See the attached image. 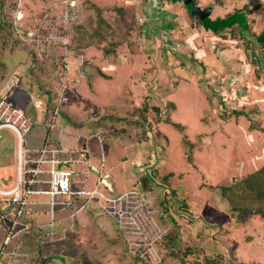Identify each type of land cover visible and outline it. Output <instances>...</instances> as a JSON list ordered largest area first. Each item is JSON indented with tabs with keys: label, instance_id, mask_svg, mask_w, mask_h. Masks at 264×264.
<instances>
[{
	"label": "rangeland",
	"instance_id": "374dc122",
	"mask_svg": "<svg viewBox=\"0 0 264 264\" xmlns=\"http://www.w3.org/2000/svg\"><path fill=\"white\" fill-rule=\"evenodd\" d=\"M70 1L0 0V92L13 76L21 74L22 79L27 76L34 77L32 74L34 72L30 70V67L34 68L44 64L46 60H52L55 68L63 67V63H68L69 70L84 62L90 63L92 72L88 77H83L78 73L73 74L76 81L71 83V88L67 79L68 87L63 97H60V86L56 84V97L52 103H58L54 107L59 110L61 109L60 104L63 106L65 103L69 106L71 103H76L84 119L97 117L102 108L105 109V115L113 119L109 120L112 124H117L119 131V133L109 132L103 129L105 125L101 124L104 137L107 139L104 144H110L113 148L116 156L115 162L128 159L136 146L131 143V140L129 141L130 132H122L120 129L126 128L127 130V126L133 125L126 119L130 121L139 119L142 126L141 124L133 126L138 128V132L144 130L142 133L144 138L140 142L149 143L151 149L147 150L151 155L147 159L140 154L137 158L139 162L130 165L133 170L131 174L133 182L130 181V174L124 170V176H119L120 183L115 185V191L122 193L138 185L143 187L142 178L150 174L151 187L147 184L143 185L147 190L146 194L153 195L150 197L152 208L150 206L144 210L141 223L144 219H149L151 231L149 235H146L143 229L139 230L144 236L141 235L140 239H134L135 243L131 245L125 244V252L128 255L124 254L123 258H117L119 251L117 246L103 250L106 238L102 230L96 228L90 233L97 236L91 246L94 249L100 247L102 252H95L90 248V244L80 241L75 244H64V247L58 248L59 254L52 255L51 261L56 264H264V232L260 225V221L264 219L263 215H250L247 210L242 211L246 205H249L251 209L262 207L264 211V195H261L260 199L259 197L251 198V202L245 205L243 200L228 204L225 209L227 213L224 212V206L216 203L218 198H215L220 187L232 181L235 182V179L240 180L241 177H237L239 159L248 162L246 167L253 169L246 150L254 153L255 148L260 149L261 142H257L260 138L253 140L260 132L256 127H262L260 130L264 134V61L261 60L260 46H254L250 50L248 68L236 71V73L241 72L238 79L236 76L228 82L222 79L218 86L216 84L218 82L211 83V79L208 81L206 77H204L205 86L201 85L198 79L202 78V70L198 71L199 74L192 73L193 76L188 77L190 79L187 80L179 75L175 76L170 64L166 67L167 63L161 62H157V65L161 67V71H164L163 75L159 73L158 68L153 69L154 75L151 76L150 83H146L144 79L139 82L137 77L139 74H127L126 69L128 70L129 65L127 57L118 61L125 64L124 69L123 65H117L115 59H118V56H113L109 58L111 62L108 61V64L112 63L115 67L113 71H107L112 76V81H110L97 71L106 72L104 68L108 69V64L107 66L103 64V69H101V63L94 62L95 60L103 62L106 56H112L111 53L108 55L105 51L107 48H111L114 53L118 48L121 50L119 44L134 35L133 30H137L139 20L137 18L138 2L96 5L89 0H72L73 3L70 5ZM66 10L68 14L64 13ZM36 29L43 32L42 37L45 40H41L40 37L35 39L38 44L30 36ZM15 35L23 44L16 41ZM164 38L161 35V44H165L167 40L166 44L162 45L164 50L161 46L159 48L161 52L156 53L154 49H151L152 65L156 64V57L166 58L165 52L168 50L166 47L172 50L177 48V43L170 42L167 34ZM77 41L94 43L99 50L93 47L95 50L92 48L81 52L74 51L72 44ZM60 43H66L67 48ZM132 47L138 48L134 45ZM46 49L49 51L46 52ZM123 49L127 51L126 48ZM52 66L53 64L46 63L45 72L42 74L37 73L35 69L38 74L36 77L51 80L53 69H55H52ZM152 68L154 67H151V71ZM66 71H68L67 68ZM68 74L69 71L66 75ZM139 85L142 87L140 91L137 90ZM19 86L15 90L25 92L26 89ZM78 88L82 89L78 91ZM71 89L79 94L80 100L78 98L76 102L74 101L72 97L78 94L73 95V91L69 92ZM26 94L28 99L32 95L27 91ZM68 95L72 96L69 98L70 102L65 97ZM149 96L151 98L150 112L145 121L139 116L135 119L127 113L139 104L136 98L143 100ZM49 110H51L50 106L45 112ZM116 110L119 116H116ZM213 117L214 121L210 119ZM93 129L91 126L92 132H94ZM27 134L24 135V140L28 137ZM146 138H150L151 143ZM184 140H187L192 147ZM262 140L264 141V135H262ZM251 143L253 144L252 149L249 147ZM89 145L91 152L95 153L94 147L99 151L97 141L94 139ZM23 148L26 149L25 146ZM17 152L18 138L15 132L7 127L0 128V189H10L16 182ZM188 155H191V160L187 159ZM26 156L30 154L25 153V158ZM92 160L96 162L97 159ZM129 162L127 161L125 165ZM152 166L156 169L153 170ZM261 167L254 172L256 175L262 170ZM164 177L170 179L171 185L177 184L179 187L186 185L188 190L194 191L198 190L201 180L205 181L209 197L208 206L206 205L204 211L189 210L185 205L187 201L185 202V197L182 196L180 190L170 185L166 187V191H163L160 181ZM253 180L250 179V181ZM153 182L155 183L152 184ZM211 185L216 188L211 187L210 189ZM172 188L176 192H174V197L168 192ZM191 190L188 196H191ZM167 192L170 196L166 194ZM195 197L193 201L196 200ZM228 198L231 202L234 200L229 193L226 196V199ZM160 200H164L162 206L159 203ZM222 200L224 201L223 198ZM212 210L219 212H217L218 218L213 216ZM231 214L235 217L233 222L230 216L227 219V215ZM236 216L244 224L238 228L242 232L233 237L232 233L228 235L230 233L228 228L239 225L240 222ZM217 220L219 221L216 222ZM141 223L130 225L129 235L131 237L139 235L136 233L138 231L136 227L141 226ZM1 235L0 231V237ZM244 237L253 241L254 252H249L251 254L248 259L240 260L235 257L236 249L233 248L232 239L235 241L234 245H238V243H243ZM76 240L77 238L73 239V242ZM87 252H90V257L87 256ZM33 264L39 263L34 262Z\"/></svg>",
	"mask_w": 264,
	"mask_h": 264
},
{
	"label": "crops",
	"instance_id": "0c3cea01",
	"mask_svg": "<svg viewBox=\"0 0 264 264\" xmlns=\"http://www.w3.org/2000/svg\"><path fill=\"white\" fill-rule=\"evenodd\" d=\"M89 2L96 5L107 3L133 4L138 2L139 11L137 14V18H139V20L137 30H133L134 35L128 38L122 44H119L121 50L120 48H118L115 53L113 51H109L107 52V54L109 55L111 53L112 56H106L103 62L95 60L94 63H101V69H103L102 65L105 64L107 66L108 61L111 62V57L118 56V59H115L117 60V65H123L122 68L124 69L125 64L118 61H121L122 59L127 57V62L129 63L128 70L126 69L127 74H139L137 76L139 82L144 79L146 83H150L151 76L154 75V70L157 68L159 73L163 75L164 71H161V67L157 65V62L167 63L165 64L166 67L168 66V64H170V66L173 68L175 76L179 75L181 78H186L187 80L190 79L188 77L193 76L192 73L199 74L198 71L202 70V78L199 77L198 80L200 84L204 86V77H206V80L211 79V83L218 82L216 83L217 86L222 79H224L226 82L231 81L233 77L235 78L236 76L237 78L241 75V72L236 73V71H241L248 68L247 66L248 60H250V50L254 48V46L259 45L257 37L264 31V4L250 0H194V3L201 9L205 7L210 8L209 14L205 18H202L203 21H199L197 16H193L191 14V12L187 9L186 4H184L183 0H89ZM166 34L170 42H172L173 44L177 43V48L172 50L167 47L168 50H166L165 52L166 58L164 59V56H161L160 58L156 57V64L152 65L151 63L153 62H151V49H154V52L156 53L161 52L159 48H161L160 46L165 45L167 40H165V44H161L160 37L161 35H163L166 38ZM133 45L138 48L132 47ZM93 47L96 46L89 45L81 49L73 48V50L81 52L87 49H92ZM131 47L133 49H131ZM98 48H96V50H99ZM123 48H126L127 51ZM162 48V50H164V47ZM127 52H129L130 54L127 55ZM172 57H174V59ZM108 66V69L104 68L106 71L104 73L101 70L97 71L98 74H101L109 78L108 80L112 81V76L108 74L107 71H113L115 67L114 65H112V63H109ZM151 67H154L152 68V71ZM202 67H204V69H201ZM80 68L83 69L84 74L80 72ZM91 68V64L88 62H84L82 65H78L74 69L71 68L69 70V76L67 75L69 87L71 83L76 81V79L73 78V74L78 73L83 77H88L92 72ZM127 74L124 73V75ZM19 77L20 86L24 88V90H26L24 92L23 90H15V88H13L9 91V97L14 104L25 108L26 113L34 120L33 126L27 134L28 137H26V139L23 141V146H25L26 149L30 151V157H33L35 156L34 151L42 147L46 140L47 131L44 128V124L47 120V111L45 112V110L48 107L46 108L45 104H54L52 103V101L56 97L57 81L54 73H52L51 80H49L46 85L40 80V86L42 87V89L40 88V90H38L36 88L39 85L36 82H33L31 78L27 76V78L22 79L21 74H19ZM169 78L172 79L174 77L172 76V78ZM40 79L42 78L40 77ZM239 83H241V81ZM216 84L210 85L214 86ZM171 85L173 84L171 83ZM90 87L92 88L91 83ZM81 89L82 88H78V91ZM3 90L4 89H2V91ZM137 90H142L141 85L137 87ZM26 91L32 94L30 95V97L33 98V101L35 103L40 102V104H38V107L34 108L31 102L28 101ZM72 91L73 90L71 89L69 92ZM72 94L74 95L78 93L73 91ZM65 97L66 100H68L69 102L71 101V99H69L72 97L71 95ZM72 98L75 99V102L78 98L80 100L79 94L78 96L75 95ZM139 99L136 98V101H139V104L136 105L135 108H131L127 113L135 119L137 116H139V118L145 121L149 117L148 115L150 112L151 98L149 96L147 98H144L143 100ZM140 104L141 107H139ZM170 105L172 106V104ZM60 108V113L55 119V127L48 133H50V136L55 145L61 147L63 146L68 151L66 154H61L60 156L61 158L67 160L69 167L75 171L73 184L75 183V185L77 186L82 185L88 188L97 186L99 189L105 186L107 189H112L114 192H116L115 185L117 186L120 183L119 176H124V170H126L130 174V181L133 182V177L131 176V174H133V170H131L132 168H130V165H134V163L139 162V159L137 158L140 154H143V156H145L147 159H149V156L151 155L150 151H148L151 149L149 148V143H147V141V144H143L142 142H140V140L144 138L142 137V133H144V130L143 132H138V128L133 126L135 124H139V122H137L139 119L131 121L127 120L128 122H130V124L133 125L127 126V130L126 128L120 129V131L122 132H130L131 137L129 138V141L131 140V143L135 144L136 146L128 159H121L120 162H115L114 160L116 156L113 153V148L110 147V144H104L107 139H105L104 137L103 131L101 129V124H104L105 126H103L102 128L109 132L114 131L119 133V131L117 129V124H112L110 122V120L113 119L105 115V109L102 108L100 115L97 117L93 116V118L91 119H84L85 117L78 110L76 103H71L69 106H66L65 103L63 104V106L62 104H60ZM137 108H142L143 110L140 111ZM115 112L116 116H119L118 111L116 110ZM210 119H212L213 121L215 120L214 117ZM108 121L109 123H106ZM91 126H93L94 128V132L91 131ZM246 127L247 126H245V128ZM260 128L262 127H256V129L260 132H258L257 136L253 139L256 140L260 138L257 141L261 142V144L259 145L260 149L257 150L255 148V150H253L254 153L246 150L248 158L250 162H252L253 171L246 167L248 162L243 159H239L241 160H238L237 162L239 166V169L237 168V171L239 173L237 177H241L239 179L248 178L250 180L255 179L256 176L264 179L263 171H260L258 175L254 173L258 170L259 167H264V141L262 140V135L264 134L260 130ZM248 130L251 129L248 128ZM140 133L141 135H139ZM122 134L124 135V133ZM93 139L97 141L99 149V151H97V149L94 147L95 153L91 152V146L89 145V143ZM146 139L149 140V142L151 141L150 138ZM250 139L251 137L249 136V140ZM184 142H187V140H184ZM161 144L163 145V143ZM163 146H165V144ZM252 146L253 144L251 143L249 145L250 149H252ZM188 156L189 157L187 159L191 160V155ZM92 159L97 160L95 162ZM127 161L130 162L128 165H125ZM235 178L236 177H234V179ZM104 179L109 185L104 183ZM98 181H100L101 183H98ZM236 181L238 180L235 179V182ZM206 185L207 184L205 183V181L201 180V183L198 184V190L196 191L191 189L188 190L186 185H180L179 187L177 184H173L172 186L180 190L182 196L184 195L185 202L187 201V204L185 205L189 208V210H192L193 212H199L204 211L206 205L208 206L207 202L209 197L208 192H206ZM45 186V184H38L35 189ZM211 187L212 189L216 188V186H209L210 189ZM233 187L234 189H236L235 186ZM238 188L242 189V186H239ZM190 190L192 194L191 196H188L190 195ZM237 191L235 192L236 195L238 193ZM212 193H214V191ZM193 197H195V201H193ZM216 197L218 198L216 200V203L224 206V210L226 209L228 204H231L229 203L228 199H226V197L222 194L220 189L217 191L215 198ZM222 198L224 199V201L222 200ZM29 199L33 202H36L34 209L39 212L33 214L31 216L32 218H27L26 221L28 220L30 224L33 223V226L35 228V222H44L47 219V214L45 213V211L48 206L45 205L44 202L48 198L45 194H32ZM0 203H2V205L0 206L1 211H10L11 209H13L11 205L5 206L3 205V202ZM81 204L82 202L80 200H77L76 206L78 209L75 214L74 220L75 230L71 232L64 241H56L51 244V247L53 249L49 250V248L45 246V244H41L39 242L36 237L37 231H35L34 229H29L28 231L23 232V234H21L17 238V240H13L14 242H12V245L10 246H17L20 251L28 253L29 259L27 260V264H33L34 262L45 264L46 262L51 261L50 258L52 255L59 254L57 250L60 247H64V244H75L82 241V243L86 242V244H90V246L93 245V240L97 236L90 233L95 231L94 229L99 228L100 230H102L101 232L106 238V243L103 246V250L113 249V247L117 246V249L119 250L117 258H123L124 254L128 255L125 252L124 247V245L127 244V240L122 230L117 227L115 220L109 214L98 210V208H96L94 205L83 204V206H81ZM6 207L8 208L6 209ZM212 211L214 213L213 216H215V218H218L219 212L217 211V213L214 210ZM224 212L227 213L226 210ZM227 216V219L231 217L230 219L233 222V218H235L234 215L231 214ZM262 217L264 218V216ZM236 218L238 219L237 216ZM227 219L225 221H227ZM218 221L219 220H217L216 222ZM241 224H244V222H240L239 225L237 224V226H234L233 228H228L230 229V233L228 235L232 233L231 236L235 237L237 233H241L242 231L238 229ZM0 231L2 232L1 227ZM100 235L101 234H99V236ZM76 238L77 240L73 242V239ZM234 242L235 241L232 239V244L234 246L233 248L236 249L237 256L235 255V257L239 258L240 260L248 259L251 254L249 252H252L254 249L252 245L253 241L251 242V239H247L246 237H244V240L242 241L243 243L234 245ZM246 246H248L247 249ZM90 248L95 252H102L100 250V247L94 249V247L91 246ZM86 254L90 257V252H87ZM39 261H41V263Z\"/></svg>",
	"mask_w": 264,
	"mask_h": 264
},
{
	"label": "built area",
	"instance_id": "2783aa9c",
	"mask_svg": "<svg viewBox=\"0 0 264 264\" xmlns=\"http://www.w3.org/2000/svg\"><path fill=\"white\" fill-rule=\"evenodd\" d=\"M250 1L264 4V0ZM72 3L73 1L71 0L69 4L71 5ZM64 13L68 14V11L66 10ZM32 34L30 36L33 41L39 37L41 40L44 39L42 37L43 32L39 29H36L34 34ZM36 43L38 44V42ZM60 44L65 46L66 43ZM69 48L71 47L69 46ZM47 51L49 50L46 49ZM66 68L69 71L68 63H63V67L60 66V68H55L54 70L57 84L60 86V97H63L68 87V77L66 75L68 71H66ZM18 81L19 76H13L0 93V128H10L18 138L16 183L10 189H0V202L5 205L9 204L13 208L5 213L0 210V227L2 229L0 264H27L28 253L20 251L17 246L11 247L10 245L14 242L13 240H17L23 232L29 229L37 231V239L41 244H45L49 250L53 249L51 244L54 242L64 241L75 230L74 220L78 209L76 206L77 200L82 202L81 206L83 204H91L98 210L109 214L115 220L117 227L125 233L124 236L128 245L135 243L134 239H140L142 233L139 230L143 229L145 234L149 235L151 231L149 229L151 226L150 220L146 218L141 223L144 210L151 206L150 197L152 195L146 194L147 190L142 189L138 185V187L129 191L118 193L112 189H107L105 186L99 189L97 186L88 188L73 184L75 171L69 167L67 160L60 156L68 151L63 146L55 145L50 133H48L55 127V119L60 113L57 107L47 111V120L44 124L47 137L44 145L34 151L35 156H26L25 158V153L30 154V151L23 148L24 135L30 131L34 120L26 113L25 108L17 106L10 100L9 91L19 85ZM28 101L31 102L34 108L38 107L40 103H35L30 96ZM98 183L101 182L98 181ZM38 184H45L46 186L35 189ZM32 194H45L48 198L44 202L48 206L45 211L47 219L44 222H35L36 229L33 223L30 224L26 221L27 218L39 212L34 209L36 202L29 199ZM139 222L141 226H137L136 230L138 231H135L139 235L131 237L129 235L130 225ZM260 225L264 232V219L260 221ZM45 264L56 263L50 261Z\"/></svg>",
	"mask_w": 264,
	"mask_h": 264
},
{
	"label": "trees",
	"instance_id": "16d2710c",
	"mask_svg": "<svg viewBox=\"0 0 264 264\" xmlns=\"http://www.w3.org/2000/svg\"><path fill=\"white\" fill-rule=\"evenodd\" d=\"M193 15V14H192ZM194 16V15H193ZM205 18V17H204ZM198 19H199V21H203V19L202 18H199L198 17ZM14 35V34H13ZM14 38L16 39V41L17 42H20L21 44H23L20 40H19V38H17V35H15L14 36ZM258 38V42H259V45L258 46H260V49H261V53H260V56H262L261 57V60H263L264 61V31L257 37ZM124 41H126L125 39L123 40V42ZM89 45H94V43L93 44H91V43H86V41L85 42H83V43H81L80 41L78 42L77 41V43H73L72 44V47L73 48H77V49H81V48H83V47H87V46H89ZM33 51V50H32ZM105 51L106 52H108V51H111V48H107V49H105ZM33 54H34V51L32 52ZM35 55V54H34ZM34 57V56H33ZM259 60V59H258ZM260 61H258V63H259ZM46 63H48V64H53V66H52V69L53 68H55V63L52 61V60H46L45 61V63L44 64H40V65H37V66H35L34 68H31L30 67V70L31 71H33L34 73H32L33 75H34V77H31V79L33 80V82H36L39 86L37 87V89L38 90H40V88L42 89V87L40 86V80H41V82H43L45 85H46V83H48L49 82V80H43V79H38L37 77H36V75L38 76V74L37 73H40V74H42V73H44L45 72V68H44V65L46 64ZM37 70V73H36V70ZM54 70L55 69H53V72L52 73H54ZM40 77V76H39ZM18 83H20V77H19V81H18ZM20 85V84H19ZM50 93V92H49ZM58 104V103H57ZM56 103H54V104H45V106H46V108L48 107L49 108V106L51 107V108H53L54 106H56L57 105ZM47 108V109H48ZM137 109H139L140 111H142L143 109L142 108H137ZM134 113H135V111H134ZM126 120H129V119H126ZM137 122H139V121H137ZM139 124H141V122H139ZM140 126H142V124L140 125ZM144 128V127H143ZM264 131V130H263ZM49 132V131H48ZM160 156V155H159ZM159 156H157V157H159ZM154 163V162H153ZM152 169L153 170H155L156 168H153V166H152ZM261 171H263L264 172V167H262V170ZM149 175L150 174H148V176H144L143 178H142V183L143 184H147L148 185V187H151V182H149V180H150V177H149ZM152 177V176H151ZM254 177H255V175H254ZM152 179V178H151ZM153 180H154V177H153ZM169 180L170 179H168V178H166V177H164L163 178V180H161L160 181V187L163 189V191L165 190L166 191V188L165 187H167V186H169L170 187V185H171V182H169ZM162 181H163V183H162ZM155 182H153L152 184H154ZM157 183H159V182H157ZM168 183V184H167ZM142 184V188L143 189H145V187H144V185ZM233 186H235L236 187V189H234V187ZM239 186H242V189H239L238 187ZM171 187H172V185H171ZM174 188H172L170 191H168L170 194H171V196L172 197H174V192H175V190H173ZM237 189H238V191H237ZM220 190H221V192H222V194L226 197L227 196V194L229 193V194H231L232 196H233V201L231 202V200H229V198H228V201H229V203H234L235 201H237V202H239V200H243V203H244V205L245 204H247V203H249V202H251L250 200H252L251 198H258L259 197V199L261 198L260 196L261 195H264V179L263 178H261V177H259V176H256L255 177V179L253 180V181H250L248 178H246V179H240V180H238V181H236V182H232V183H228L226 186H222V187H220ZM238 192L237 193V195H236V193L235 192ZM166 193L167 195H169V193ZM170 196V195H169ZM259 199H257L259 202H263L262 200H263V198H262V200H259ZM163 201L164 200H160L159 201V203H160V205L162 206L163 205ZM230 204V205H231ZM5 206H10L9 204L8 205H5ZM8 207H6V209H7ZM263 208L261 207V208H259V209H251L250 208V206L249 205H246V207L242 210V211H244V210H247V212H248V214H262L263 216H264V211L262 210ZM2 212H6L5 210H2ZM85 262H86V260H85ZM87 263V262H86Z\"/></svg>",
	"mask_w": 264,
	"mask_h": 264
},
{
	"label": "water",
	"instance_id": "95a60500",
	"mask_svg": "<svg viewBox=\"0 0 264 264\" xmlns=\"http://www.w3.org/2000/svg\"><path fill=\"white\" fill-rule=\"evenodd\" d=\"M184 4H186L187 9L191 12V14L199 17V18H204L206 17L209 12H210V8L209 7H205V8H200L199 6H197L194 3V0H183ZM80 72H82V74H84L83 69L80 68ZM104 183L109 185L106 180L104 179Z\"/></svg>",
	"mask_w": 264,
	"mask_h": 264
},
{
	"label": "bare ground",
	"instance_id": "6f19581e",
	"mask_svg": "<svg viewBox=\"0 0 264 264\" xmlns=\"http://www.w3.org/2000/svg\"><path fill=\"white\" fill-rule=\"evenodd\" d=\"M94 9V8H93ZM241 20V19H240ZM238 23V22H237ZM79 28V27H78ZM162 47V46H161ZM97 48V47H96ZM130 48V47H129ZM167 48V47H166ZM168 49V48H167ZM254 55H255V53H254ZM89 58V57H88ZM89 74V73H88ZM31 83V82H30ZM36 85V84H35ZM31 88V87H30ZM37 89V88H36ZM38 97V96H37ZM43 97H45V96H43ZM173 98V97H172ZM28 99V98H27ZM44 106V105H43ZM235 109V108H234ZM42 117V116H41ZM131 119V118H130ZM248 122V121H247ZM47 137V136H46ZM73 155V154H72ZM114 162V161H113ZM168 184V183H167ZM166 188V187H165ZM176 193V192H175ZM5 205V204H4ZM175 211V210H174ZM166 212V211H165ZM28 221V220H27ZM20 250V249H19Z\"/></svg>",
	"mask_w": 264,
	"mask_h": 264
}]
</instances>
